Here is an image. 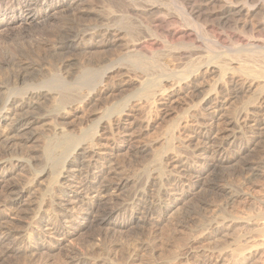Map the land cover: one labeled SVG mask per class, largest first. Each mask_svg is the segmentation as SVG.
I'll return each instance as SVG.
<instances>
[{
	"label": "rangeland",
	"instance_id": "rangeland-1",
	"mask_svg": "<svg viewBox=\"0 0 264 264\" xmlns=\"http://www.w3.org/2000/svg\"><path fill=\"white\" fill-rule=\"evenodd\" d=\"M87 1L88 0L79 2L78 6L79 5L80 6L78 10L81 9L82 7H86L83 9L85 11H88V13L90 12L88 15L79 14L80 15L79 16V15H72L71 13L58 14L56 17L49 20L47 24L42 23L40 25L30 27L28 29L25 28L26 30L25 29L23 30L24 33L22 31L13 32V31H4V30L0 32V86L3 87L0 91L2 92L0 93L1 95L0 100H3L1 102H4V99L7 100L9 99L8 97H10V99H12L14 103H16V101H18L17 99L20 100L18 95H20L21 97L23 94V97H24L26 93L28 92V90L29 91L31 90H43L44 91L45 90V91H50V92H53L52 90L54 91L63 90L64 91V89H61L59 86L60 83L58 82V77H59L58 72H60V74H63L64 77L65 75L67 76V79L65 77L66 81L68 80L67 82H69V79H70L69 83L71 84H69L70 86L68 85L66 87V89L68 90V91L65 90L66 93L69 92L70 94H76V92L78 91L77 92L78 94L76 95L80 97V98L75 97L73 99L74 102L73 101L71 102L72 107L75 109L74 110L75 113L71 115L68 119L58 118V120L55 116H53V118L48 117V115L50 117H52L53 115V114L51 115V109H52L51 106L53 105L52 104L53 102L48 100L49 98L45 100L43 99L33 100V101L39 100V103L37 102L34 103L33 101H30V102H33V104L26 107L28 109L24 108V110L27 111L25 112V114H27L28 117H32L29 125L27 126V129L25 130L28 133V136L24 135V134H27V133H24V131L22 133L20 132L18 133L19 135L23 134V137L21 139L20 138L14 139L16 136L9 138L11 134H10L9 128H6L8 127L7 125L9 124L8 120L0 124V156L3 158L6 157L7 159H11V160L12 158H16V157L23 158L24 160L28 161V165L25 168L24 166L21 165L19 167L16 166V168L14 169L13 177L15 178L16 176V180L18 181H20L21 178H23L24 181H29L35 177V174L38 173L37 169H40V166H39L40 160L38 158V155H40V151H39L40 144H41L40 141H42L41 135L44 136V134L46 133L45 137L46 136L48 137L49 135L54 134L53 127L55 128L57 127V125L58 126L64 125L65 127L68 126V128H71L70 130H72L73 133L75 134H79L81 131L82 132L88 131V133L94 132L91 130H87V128H91L92 124L95 121H97L100 116V114L98 115V117L92 116L91 113L93 112V110L96 109L97 112H100L101 114L103 113L107 114L108 110H110L107 108L111 107V105H113L114 102H117L121 98V95L124 96L127 93H129V91L130 92L134 91L133 89H130L131 87L128 84V77L130 79L134 77L136 78V76H138L139 70L133 65L131 66L128 65L127 66L128 69H131V71L129 70L130 72L129 71L127 72L125 70H120L118 71L119 73L116 72L113 74V76H111L110 79L105 80L106 83L108 82L106 85L107 87H110V85H112V88H114V91L112 92L110 96L107 97L106 95H104V98L101 97V101L100 99L98 100V102L96 100H93L91 102H95V104L93 103H90L91 105L88 104L86 102V98L90 92L94 91L91 88L95 84V82L96 83L99 82L98 74L102 72L99 69L103 68L104 66L109 65L108 62H110L109 60L111 59H115L113 62H118L119 61L118 59L122 60L119 62L125 63L126 61L125 60L123 61L124 59V57H122L123 51H121L120 47H118L117 45L113 46L112 48L106 51H102V52L99 50L98 51L90 50L89 52L88 51L85 52L82 50L76 51V50L67 49V48L62 47L61 45L63 44L64 41H66L65 39L71 38L73 33L81 35L82 33H85V32L87 33L88 31H92L89 29L92 27L94 23L98 25V28L102 27L101 25L106 26V25L111 24L112 27H115L118 29L120 28L122 32L124 31L123 35L124 36L126 35L125 40L127 41H133L134 39L137 40L138 38L139 41L144 43V45H147L148 41H150V39H153V36H154V39H158L157 41L160 43L159 48H157V50H159V52L162 51V53H165V54L166 52H169L171 48L167 46L169 45L167 42L161 41V39L165 40L164 38L166 39L170 38L173 41H176L178 40L176 38L180 39V37L183 35V32H185L186 34L190 33L196 36L198 40V44H200L201 42L204 43L210 40L211 39V37H209L211 36L210 34L215 32V33H220L223 37H226L224 38L226 39L225 40L226 42L224 44L227 43L229 45V43L232 40L231 39L227 40V39L231 38L232 36L233 37L238 36L237 39H239V42L242 40L240 43L242 42L244 43V41L246 40L244 44L250 43L251 45V43L252 44L261 43V46L264 47V44H263L264 33L259 32L260 30L257 24L258 22H261L264 20V15H262L264 14V12H262L261 15L260 14L250 15L248 16V19L245 18L244 16L236 17L234 18V20L237 21V23H235L233 20L231 21V19L229 21L228 18H226L222 14L223 6H221L222 4L220 3H216V2L211 3V2H208L207 0H187L190 5L192 4L191 6L194 5V8L196 10L199 9L198 12L201 16L200 17L201 20L197 22L198 24L196 23L194 26H191V29L193 30L188 29V28L182 30L183 28H186L184 25L187 22L186 19H184L186 17L185 13L182 7L180 6V3L182 2V0H156L157 2H163L167 4V5L161 4L160 9L162 10V13L164 14L170 13L171 18L174 19L171 21L177 22V23L175 22L176 25L174 23L175 27L172 25L171 27H169V29L176 28L177 31L174 32L173 37L166 35L165 33H162V32L160 36H163V37L159 36L160 32L157 34L158 36L155 37L156 36L155 33L152 34V32L154 31L153 30L154 24L151 23V18L149 16L147 17V14L145 15V13H142L141 11L149 4L148 1L146 0H134V1L126 0V2L124 0H114V1L113 0H89L88 2ZM112 1L115 3L114 5ZM115 1L116 2L118 1V4ZM152 1H155V0H152ZM256 1L262 2V0H256ZM110 6H113V7L110 8ZM82 11H83L82 9L79 10L80 13H82ZM96 16H99V18H97ZM244 20H247L246 22H248V25H249V26L247 25L246 29L245 28L243 29L241 25L243 24ZM89 21L92 22L93 24L90 23ZM73 25L74 27L76 26L75 29L73 28L72 30L69 31V29ZM13 27L15 29L18 27V25L16 24ZM149 28H152V29H149ZM205 29H206V33L204 31ZM68 32L71 34H69ZM67 35L70 37H67ZM227 35H230L231 37ZM89 38L90 37H87L88 40L91 39ZM247 40L249 41V43ZM160 49L162 50L160 51ZM181 49L183 48L181 47L179 50ZM99 53L100 54L102 53V54L100 55ZM164 58H166L167 60ZM164 58L163 59L160 58L157 60H160L159 61L160 63L162 62L166 64H169V63L171 64L172 60L169 56L164 57ZM261 63H262L261 65H264L263 64L264 60L261 61ZM98 67L100 68L98 69ZM94 70H96L97 72H95ZM132 70H134L135 72ZM152 70L153 69L148 70V71H152ZM98 71H101V72L99 73ZM92 72L97 73V74L92 75ZM154 72H156L155 68L152 72H148V73L154 74ZM87 73L90 74L89 75L90 77L86 76ZM95 76L98 78H96ZM139 76H140V73H139ZM152 76L153 75H151V77ZM91 78H94V80L91 81ZM63 91H61V93H64ZM69 93L66 95H69ZM63 95H65V93ZM61 103L62 102H60V104ZM61 105H64V104L62 103ZM68 105H70V103ZM8 107L10 108L9 117L12 118L15 115L12 112H14L15 110L11 104H9ZM31 108L35 110L33 111ZM49 108H50V111L47 110ZM29 110H30L29 112L30 114L28 113ZM45 110L49 112H45ZM100 110L101 111L103 110V111L101 112ZM87 111H90V112H87ZM32 112L35 114H33ZM42 113L44 114V116H47V117L45 118ZM46 113L48 115H46ZM153 113L150 115H146V118L144 114H140V115H136L137 117L136 116H133V118L125 117V119H122L121 122L124 123L125 128L127 127L126 133L129 132L128 136L122 135L121 128L120 129L117 128V129L111 130L113 132L112 135H111V132H108L110 130L101 131L99 135L100 137H97L95 139L97 150L98 149L100 150L101 148L103 151H105L106 149L112 146L115 147L113 150V155H112L113 158L110 159L108 164H104V165L107 167H112L113 165L117 166V167L116 166L112 167L114 168L116 175L111 180L112 188L110 190L114 192H109V193H110V196L111 194L115 193L114 196L116 195L117 197H120L123 203L124 202L127 203V204L124 203V205L126 206H124V208L121 210L122 212H119L122 215H119L118 217L119 221L123 225L114 227L112 226L111 222L104 223V222H101L100 220L98 221L99 219L98 217H100L98 215H100V213H96L95 216L98 222L92 219L90 220L88 219V221L82 220V223H83L82 225H77V222L70 224V225L66 224L67 226L65 225V228L61 229L60 232L63 231L65 234H67L68 240L66 238L60 245L57 244L56 246V243H57L56 239L53 240L50 237L58 238V235H54V234L52 235L51 233L52 230H46V229L50 227H54L55 225L56 226L62 225V223L65 222L66 214L63 213V210H62V208H64L63 207L64 203L62 199H60V197L63 198L62 195H63V189L65 185L60 186V187L56 186V189H55V187L52 188L50 185L47 186L49 184L48 180H50L48 178L44 179L46 182L44 180H42L41 182L38 180L37 181L35 180L34 181L35 185L34 183L33 185H31L30 191H32L33 189L34 192L36 191L35 193H37V195L34 192L29 191L31 196H28L29 193L26 194L24 197L26 201L23 199L24 201H22L20 205H12L8 203L10 202V196H11V192L9 190H6L5 192L0 191V204H1V201L3 204V205H0V217H2V220L0 222H3L5 226H8L7 223L9 224L14 223V224H10L8 227L11 229L15 228L17 230H22L21 232L22 235H20L19 237L17 236L9 237V238H12L13 240L11 239L9 240V238L0 240V243H1L0 244V264H172V263L174 264V263H177V261L180 263L183 262L182 264H186V263L189 264L190 262L191 264H198V263L199 264L200 263L201 264H216V263L217 264H230V263L239 264L242 261L243 262L240 264H264V244H261L264 241V235H263L264 231L260 230L261 229L260 226L264 227V218L258 214V213L262 214L264 210V173L262 174L263 177L260 176V177L253 179L250 177V174H249L250 172L246 170L247 164L254 165V164H257L258 162H264V137L258 138V134L255 135L254 137H249V139H247L248 140L247 144H249L247 151L240 154V156L231 160L229 163L221 166V168L220 167L217 168L214 171L215 173L213 172H209L210 174L207 173L206 178L208 179L216 176L217 182L219 184L221 183L220 184L221 188H218V189L204 188V190L201 189L202 191L200 189L194 190L191 192V194L186 195L176 204V207H175L176 211L174 210V212L173 211L167 212L166 204L174 200V198L175 199L178 198L180 196L178 194L179 193L181 194L184 191V189L188 187L185 185L186 183H182L178 181L174 177L173 174H170V172L173 173V168L171 169V167H173L176 162L172 161V159L170 160L169 157L164 154L165 151L161 152L162 147H160V146H164L165 148V145H162V144L165 143L166 137L169 136L170 131L167 129L168 125H170L173 122L176 123L180 119L178 115L175 113H171V114L165 113V115H163L162 111H158V110H156L155 112L153 111ZM35 115H36V118H35ZM38 115L41 117H39ZM37 116L39 118L38 121H36L38 119ZM144 118H145V121L142 122ZM130 120L131 122H129ZM140 120L142 123H139ZM49 121L52 124L50 123L47 124L48 125L47 127H49L47 128L46 123H48ZM146 121L148 122V125ZM43 122L45 123L44 125H43ZM55 122L58 124H56ZM59 122L61 123L59 124ZM132 124H135V125H132ZM32 127H35V128L32 129ZM81 127L84 129H82ZM28 129L29 130L32 129L31 130L32 132H30ZM35 129H37V131L34 132L33 130ZM44 131L45 133H42ZM33 134L36 135L37 137L31 136ZM129 135H131V137H129ZM3 136L4 137L8 136V137L5 139ZM24 136H26V138ZM38 136L40 137L38 138ZM19 137H21V135ZM27 137L30 139L28 140ZM174 137L175 138L171 140V142L173 141V144L171 145H173L172 147H174V151H176V153L178 154L181 153L180 158L189 157L190 161H193L195 160V157L199 158V155L200 156L204 155L209 158L212 157L211 149L214 148L213 145L203 143V140L197 136L196 129L188 130V131L184 130V131H181V133L176 132ZM8 139L10 140L14 139V140L10 141ZM110 142L113 143L114 145H109ZM30 143L34 146H32ZM36 144H38L37 145L38 147H36V149L34 150ZM120 144L121 146H119ZM103 145L105 146V148L102 147ZM144 145L146 146V148H144L145 147ZM184 146L188 149L185 150ZM199 146L201 148H198ZM159 149L161 150L158 152L157 150ZM226 149H228V147H226ZM154 151L156 153H154ZM200 152L202 155L200 154ZM159 153L164 154L166 158L164 157V155L160 156L161 157L160 165L162 164L161 170L164 169L165 171L164 172L162 171V176L164 178H161L158 180L156 179V168H154L153 170L152 165H155L154 158L156 157L157 154L160 155ZM192 155L194 157H192ZM94 158L96 159L94 155L93 156L88 155V156L83 157L81 160L77 161L79 163H77L75 166L71 168L72 172L70 173V175L71 174L73 175L72 176V179L74 178L73 181H76V182L83 181L84 182L86 180L85 177L88 176L89 169L93 166L92 161L95 160ZM35 163H37L39 167ZM76 170H78V172ZM33 172H34V175H33ZM166 172L169 176L166 175ZM154 175L155 177H153ZM32 176L33 178H31ZM119 177L120 178L129 177L130 180L132 181V182L130 181L132 184L129 183L126 186L120 187L121 189L117 188L116 190H114L113 188L115 187V185L113 184H115V181L116 183H118L117 179ZM154 178L157 182L153 181ZM226 185H227V188H226ZM230 189L232 191H230ZM6 192L8 193L6 194ZM232 197H234L233 201H232ZM167 199L169 200L171 199V200L167 201ZM4 200H6V202ZM131 200H133L132 204H131ZM1 207L5 210H3ZM148 207H149V210H151L149 214L147 213L148 220H146V222L142 224V226H139L140 228L136 226L135 224H130V225L125 224L127 221V219L125 218L129 217V215L132 213L131 212L132 210L137 208V209H140L138 210L140 213L145 214V212H147L146 209H148ZM80 208H79V205L77 204L74 205L73 210L71 209L69 211V214H71L73 217H76L77 215H79L81 211ZM82 210H83V206H82ZM34 213L35 215H37V218L35 217ZM255 214H258V215H255ZM8 215L9 216L13 215V216L9 217ZM251 215H253V218ZM250 216L252 219L249 218L250 223H248L247 225L241 223V226L239 224L233 227L232 225H229L227 223L225 225H229L228 226L229 228L225 226L224 227L225 229L222 231L223 233L220 232L219 234L215 231L216 229H214L211 225H209V224H212V222H214V219L216 218H217L216 220H219V219L222 220V217L223 218L225 217L224 220L225 219L229 220L230 218L233 219V217H239V220H240L241 219L240 217H242L243 219L241 220H244V218L248 219L246 217H250ZM254 216H256V218ZM245 221H248V220H245ZM251 221H254V222H251ZM40 223L47 224V225H42V229H40L39 227L38 229L34 228V226H39ZM60 227L61 226H58V228ZM62 233H59L60 234L59 237H62ZM191 238L192 239L197 238L194 243H191L192 245L189 244L190 241L192 240ZM253 243H257V244H253ZM259 243L261 244V246L259 245ZM40 244H43V245H40ZM185 245L186 246L189 245V247L192 246L193 248L191 247L192 251L190 250L192 253L184 256L185 257V260H184V257L182 256L184 254H181V252H183L184 248H186ZM255 245H257L256 247L259 246L258 247L259 249H255L256 247L255 248L253 247ZM182 246H183V250H180ZM248 246H252L253 248L251 247L249 248ZM234 248H235L234 251H237L235 252V255L233 254L234 251L232 250ZM250 250H251V253H250ZM252 251L254 253H252ZM220 253H221V256H220ZM241 253L242 254L244 253L245 256L247 255L246 256L247 259L245 258L243 260V258L239 256ZM230 254L232 256L234 255L233 257L238 256V258H235V260H233L234 258L233 257L231 258ZM251 254H254L252 255L253 257L251 256ZM199 255H201L202 257ZM226 255H229V256H226ZM187 256L189 258H187ZM217 256L219 259L217 258ZM180 257H183V258L180 259ZM204 257L206 258L204 259ZM228 258H231V260L235 262L233 263V261H231L230 259L228 260ZM221 259L222 260L225 259L226 262L225 260H223L224 262L223 263ZM215 260H218V261H215ZM195 261L196 263H194Z\"/></svg>",
	"mask_w": 264,
	"mask_h": 264
},
{
	"label": "bare ground",
	"instance_id": "bare-ground-1",
	"mask_svg": "<svg viewBox=\"0 0 264 264\" xmlns=\"http://www.w3.org/2000/svg\"><path fill=\"white\" fill-rule=\"evenodd\" d=\"M81 1L83 2L84 0H0V32L2 30L13 31V32L14 31H22L23 32V30L25 28L28 29L30 27H34V26L40 25L42 23L47 24V22L49 20L56 17L58 14L71 13L72 15H79V14L88 15L90 12L88 13V11H85L83 9L86 7H82V8L80 7L83 11H82V13L79 12V10H81V9L78 10V8L80 6V5L78 6V4ZM124 1L126 2V0H124ZM146 1H148L149 4L141 11H142V13H145V15L147 14V17L149 16L151 18V23L154 24V27H153L154 31L152 30L153 31L152 34L155 33V35H156L155 37H157L158 36L157 34L160 32L159 36H160V34L165 33L166 35L173 37V34H174V32L177 31V29L176 28L175 29H169V27H171V25L174 26V23L176 21H174V22L171 21L174 19L171 18L170 13L164 14V13H162V10L160 9L161 4H164V5H167V4L163 3V2H157L156 0L155 1L146 0ZM207 1L211 2V3L216 2V3L222 4L221 5V6H223L222 7L223 8L222 14L226 18H228L229 21L231 19V21L233 20L235 23H237V21L234 20V18H236V17H241V16L243 17L244 16L245 18L248 19V16H250V15H253V14H258V15L260 14L261 15V13L264 12L263 0H262V2H259L256 0H207ZM116 3L118 4V1ZM114 4L115 3L113 2V5ZM124 4H126V3H124ZM191 5L188 3L187 0H182V2L180 3V6L182 7V9L185 13V16H186L184 19H186V21H187L186 24L184 25L186 28H183L182 30L187 29V28L191 29V26H194L199 20H201L200 19L201 16L198 12L199 9L196 10L194 8V5L193 6H191ZM125 6H127V5H125ZM111 7H113V6H110V8ZM110 8H108V9H110ZM112 10H111V12H112ZM125 10H126V8H125ZM130 11H131V9H130ZM111 12H109V13H111ZM111 14H113V13H111ZM262 15H264V14H262ZM96 17L99 18V16H96ZM239 19H241V18H239ZM246 21L247 20H244L243 24H241L243 29L244 28L246 29V27L248 25V22H246ZM90 23H92V22H90ZM176 23H175V25H176ZM16 24L18 25V27L14 29L13 26ZM257 24H258V27L260 30V31L259 30L258 31L264 33V20L261 22H258ZM101 26L102 27L98 28V25H96L94 23L92 25V27L89 29L92 31H88L87 33L86 32L82 33L81 35L73 33L71 38L65 39L67 37H70L67 35V37L64 38L66 41H64L63 44L61 45L62 47L67 48V49H72V50H76V51L82 50L85 52L86 51L89 52L90 50H97V51L99 50L102 52V51H106V50L112 48L113 46L117 45L118 47H120V50L123 51V54L121 53L122 57H124L123 61L125 60L127 63L126 62L125 63L119 62V61H122L120 59H118L119 63L113 62L115 59H111L112 61L109 60L110 62H108L109 65L104 66V67L102 66L103 68H101V69H99L100 67H98V69L102 71V72L98 71L99 73L101 72L100 74H98L99 82L98 83L95 82V84L97 86L95 84H94L95 86L94 85L92 86L91 89H93L94 91L89 93V95L86 98V102L88 104H90V103L95 104V102H91V101L96 100L98 102L99 99L101 101V97L104 98V95H106L107 97L110 96L112 94V92L114 91V88H112V85H110V87H107L106 85L108 82L106 83L105 80L110 79L114 73H116L120 70H125L127 72L129 70L131 71V69H128V67H127L128 65L129 66L133 65L136 68H138V70H139L138 76L140 73L139 77L136 76V78L134 77L131 79L128 77V84L131 87L130 89H133L134 91H131V92L129 91V93L126 92L127 94L124 96L121 95V98L117 102H114V104L111 105V107L107 108V109H110V110H108L107 114L106 113L101 114L100 112H97L96 109L95 110H93L94 108L92 109L93 110V112L91 113L92 116L98 117V115L100 114L98 120L95 121L93 124L91 123L92 124L91 128H87V130H91L94 132L88 133V131H85V132L81 131L79 134H75V133H73L72 130H70L71 128H68L67 125H66L67 127H65L64 125L63 126L57 125V127H55V128L53 127L54 134L49 135L47 133L49 135L48 137L47 136L45 137V134H46L45 131L42 132L45 134H44V136L41 135L42 139L40 138L42 140V141H40V143H41L40 144V150H39L40 155H38V158L40 160L39 161L40 169H37L38 173L36 172L37 174H35L34 178H33V176L31 177L33 179H31L29 177L31 179L29 181H24L23 178H21L22 181H21V179H20V181H18V180H16V176H15V178L13 177V172H14V169L16 168V166L19 167L22 165L25 168L28 165L27 160H24L23 158H17V157L12 158V160H11V159H7L6 157L3 158L0 156V191L5 192L6 190H9L11 192L10 202H8V201L7 202L12 204V205H20L22 203V201L25 200L24 197L26 194L29 193V191L31 189L30 187H31V185H33L35 180L36 181L38 180L41 182L42 180L48 178L50 180H48L49 184L47 186L50 185L52 188L55 187V189H56V186L60 187V186L65 185V187L63 189V195H62L63 198L60 197V199H62V201L64 203L63 204L64 208H62V210H63V213L66 214L65 215V217H66L65 222L62 223V225H57V226L55 225L54 227H50L47 229L45 228L46 230H52V232H51L52 235L53 234L58 235V238L50 237L53 240L56 239V242H57L56 246H57V244L60 245L68 236L63 231H62L63 233L60 232L61 229L65 228L66 224L70 225V224L77 222V225H82L83 224L82 220L88 221V219L89 220L92 219V220L97 221V218L95 216L96 213H100V215H98V216H100V217H98L99 218L98 221L100 220L101 222H104V223L105 222H111L112 226H114V227L119 226V225H123L119 221L118 217H119V215H122L119 212H122L121 210L124 208V206H126V205H124L125 202L123 203L121 201L122 199H120V197H117L116 195L114 196L115 193L111 194V196L109 193V192H114V191H111L110 189L112 188L111 180L116 175L115 170L112 167L116 166V165H113L112 167H107L104 165V164H108L110 159L113 158L112 155H113V150L115 147L112 146V147L106 149L105 151H103L98 146L100 148V150L99 149L97 150L95 139L97 137H100L99 135H100L101 131L110 130L108 132H111V135H112L113 132L111 130H114L117 128H119V129L121 128L122 135L128 136L129 132L126 133L127 127L125 128L124 123L121 122V120L125 119V117L126 118L127 117L133 118V116L144 114L145 118H146V115H150L153 113V111L155 112L156 110H158V111H162L163 115H165V113H168V114L175 113L178 115V117L180 119V120L178 119L179 120L178 122H176V123L173 122L170 125H168L167 129L170 131L169 136L166 137L165 143L162 144V145H165V148H164V146H160V147H162V150L161 149L157 150L158 152L160 150H161V152L165 151L164 154L166 156H168L170 160L172 159V161L176 162L174 164V166L171 167V169L173 168V173L170 172L171 170L169 172H170V174H173L174 177L178 181H180L182 183H186L185 185L188 186L186 189H184V191L181 194L180 193L178 194V195H180L179 197L177 196L178 198H176V199L174 198V200H172V201H170L172 198L170 200L167 199V201L168 200L170 201L168 204H166V211L167 212H171V211L174 212L176 204L182 198H184L186 195L191 194V192L194 190H197V189H200V190L203 189L204 190V188H207V189L208 188H216V189L221 188L220 187L221 183L219 184L217 182L216 176L208 179V178H206L207 173H209V172L215 173L214 171L217 168H219V167L221 168V166L229 163L231 160L235 159L236 157L240 156V154L247 151V148L249 146V144H247L248 143L247 139H249V137H254L257 134H258V138L264 137V65H261L262 64L261 61L264 60V47L261 46V43L260 44H252L251 43V45H250L249 41L247 40L249 44H244L246 40L244 41V43L243 42L240 43L242 40L240 39L241 41L239 42V39H237L238 36L237 37H233V36L231 37L230 35H227V36L231 37L227 40H230V39L232 40L231 42L229 41L230 42L229 45L226 43L229 46L228 47L226 44H224L226 42L225 41L226 39H224V38H226V37H223L220 33H215V32L212 33L209 30L212 33V34H210L211 36H209V37H211V39L208 40L207 42H204V43L201 42L200 44H198V40H197L196 36H194L190 33L186 34L185 32L182 31L184 36L182 35L183 37L181 36L180 39L176 38V39H178L176 41H173L170 38H168V39L164 38L165 40L161 39V41L167 42L169 44L167 46H169L171 48V50H169V52H166V54H165V53H162V51H161L162 49H160L161 52H159V50H157V48H159L160 43L157 41L158 39H154L153 35H152L153 39H150V41H148V44L144 45V43L139 41L138 38H137V40L134 39L133 41L125 40L126 35L125 36L123 35L124 31L122 32L120 28L118 29V28L112 27L111 24L106 25V26H103V25H101ZM75 27H74V25L71 26L69 31L72 30L73 28L75 29ZM203 28H205V27H203ZM252 28H253V26H252ZM149 29H152V28H149ZM172 30H174V31H172ZM191 30H193V29H191ZM204 31L206 33V29ZM194 33H195V31H194ZM69 34H71V33H69ZM125 34H126V32H125ZM129 35H131V34H129ZM87 37H90L91 39L89 38L90 40H88ZM160 37H163V36H160ZM242 38H244V37H242ZM263 44H264V42H263ZM51 46H52V44H51ZM180 46L183 49L179 50L181 48ZM172 49H174V50H172ZM164 51H166V50H164ZM160 53H162V54H160ZM121 54H119V55H121ZM167 56H169L171 58V60H172L171 64L170 63L166 64V63H162V62L160 63L159 62L160 60H157L160 58L163 59L164 57H167ZM164 59H166V58H164ZM154 68H155L156 72H154V74H149L148 72H152L154 70ZM98 69H96V70H98ZM151 69H153V70L148 71ZM96 70H94V71L97 72ZM132 71H134V70H132ZM131 73H133V72H131ZM96 74L97 73L92 72V75H96ZM89 75L90 74L87 73L86 76H89ZM151 75H153V76L151 77ZM58 76H59L58 82L60 83L59 86L61 89H64V91L63 90H61V91H63L65 93V95H63L64 93H61V91H54V90H52L53 92L45 91V90H44L45 92L43 90H31V91L28 90V92L26 91L27 93L24 97H23V94L21 97H20V95H18L20 100L17 99L18 101H16V103H14V101L12 99H10V97H8L9 99H7V100L4 99V102H1L3 100H0V124L2 122H6L8 120L9 124L7 125L8 127H6V128H9V131L11 134V136H9V138L16 136L14 139H16V138L21 139L23 137V134H20L21 137H19L20 135L18 133H20V132L22 133L23 131H24V133H27L25 130L27 129V126L29 125L32 117H28L27 114H25V112H27V111L24 110V108L28 109L26 107L33 104V102L39 103V100L33 101L35 99L36 100L37 99L45 100V99L49 98L48 100L53 102L52 103L53 105L51 106L52 107L51 115L53 114L52 117H50L46 113V115H48L49 118H53V116H55L57 118V120H58V118L68 119L71 115H73L75 113V111H74L75 109L72 107L71 102L73 101V99L75 97L80 98L79 96L76 95V94H78L77 93L78 91L76 92V94H70L69 92L66 93V91H65V90H67L66 87L69 84H71V83H69L70 79H69V82H67L68 81V80L66 81L67 76L65 75V77H66V79H65L63 74H60V72H58ZM119 77H121V76H119ZM96 78H98V77H96ZM93 80H94V78H91V81H93ZM104 81L106 84L104 83ZM81 85H82V83H81ZM2 88L3 87L0 86V91ZM91 89H89V90H91ZM122 90H124V89H122ZM124 91H126V90H124ZM0 93H2V92H0ZM68 93H69V95H66ZM5 96H7V95H5ZM118 97H116V98H118ZM11 98H12V96H11ZM107 99H109V98H107ZM30 101H33V102H30ZM40 102H42V101H40ZM60 102H62L64 105H61L62 103L60 104ZM69 103H70V105H68ZM9 104H11L15 110L14 112H12L13 114H15L14 117H12V118L9 117L10 116L9 115L10 114L9 113L10 108L8 107ZM33 108H31V109L33 110ZM47 110L50 111V108ZM47 110H45V112H49ZM29 112H30V110L28 111V113ZM87 112H90V111H87ZM33 114H35V113H33ZM38 114H40V113H38ZM155 115H157V114H155ZM158 115H160V114H158ZM38 116H37V118H38ZM43 116H44V114H43ZM87 116H89V115H87ZM39 117H41V116H39ZM44 117L46 118L47 116H44ZM78 117H80V116H78ZM35 118H36V115H35ZM145 118L142 120V122L145 121ZM38 120H39V118L36 121H38ZM135 120H137V119H135ZM42 121H43V119H42ZM50 121H51V119H50ZM50 121L48 123H46V127L48 126L47 124H49ZM54 121H55V119H54ZM129 122H131V120ZM142 122L140 120L139 123H142ZM60 123L61 122H59V124ZM44 124L45 123L43 122V125ZM50 124H52V123H50ZM56 124H58V123H56ZM64 124H66V123H64ZM132 125H135V124H132ZM144 125H146V124H144ZM147 125H148V122H147ZM34 126H36V125H34ZM36 127H38V126H36ZM33 128H35V127H32V129ZM47 128H49V127H47ZM82 129H84V128H82ZM194 129L197 130V136L203 140V143L213 145L214 148L211 149L212 157L209 158V157H206L204 155L200 156L198 154L199 158L195 157V160L190 161L189 157H183V158L181 157L180 158L181 153L178 154V153H176V151H174V147H172L173 145H171V144H173V141L171 142V140H173L175 138L174 137L175 133L176 132L181 133V131H184V130L188 131V130H194ZM31 130H29V131L32 132ZM33 131L35 132V131H37V129H35ZM74 132H76V131H74ZM117 132H119V131H117ZM36 133H38V132H36ZM107 134H109V133H107ZM116 134H118V133H116ZM24 135L28 136V133L24 134ZM166 135H168V134H166ZM31 136L35 137L36 135L33 134ZM31 136H29V137H31ZM7 137L8 136H6L4 138L6 139ZM24 137L26 138V136H24ZM39 137L40 136H38V138ZM129 137H131V135H129ZM25 138H24V140H25ZM122 138H124V137H122ZM14 139H12V140L8 139V140L13 141ZM29 139L30 138H28V140ZM111 139H113V138H111ZM120 139H121V137H120ZM37 140H39V139H37ZM259 140H261V139H259ZM26 141H27V139H26ZM104 141H105V139H104ZM127 141H129V140H127ZM249 141H251V140H249ZM97 144H99V143H97ZM104 144H105V142H104ZM37 145L38 144H36L34 150L36 149V147H38ZM99 145H101V144H99ZM109 145H114V144L110 142ZM19 146H21V145H19ZM32 146H34V145H32ZM119 146H121V144ZM205 146H207V145H205ZM102 147L105 148L104 145ZM226 147H228V149H226ZM5 148H7V147H5ZM136 148H138V147H136ZM144 148H146V146ZM198 148H201V147L199 146ZM125 149H127V148H125ZM186 149H188V148L185 147V150ZM37 150H38V148H37ZM114 152H116V151H114ZM154 153H156V152L154 151ZM164 154H160V155L157 154L158 156L156 155V157L154 158L155 165H152L153 170H154V168H156V179H158V180L161 178H164L162 176V171L164 172L165 170L164 169L161 170L162 164L160 165V158H161L160 156L164 155ZM200 154H201V152H200ZM88 155L89 156L94 155L96 157V159L95 158H94L95 160L91 159V160H93L92 161L93 166L89 169L88 176L85 177L86 180L84 182L83 181H81V182L73 181V179H74V178L72 179L73 175L72 174L70 175V173L72 172L71 168L73 166H75L77 163H79V162H77L78 160H81L83 157L88 156ZM165 155H164V157L166 158ZM35 156H37V155H35ZM117 156H118V154H117ZM192 157H194V156L192 155ZM31 158H33V157H31ZM86 158H88V157H86ZM35 164L38 166L37 163H35ZM166 165H167V163H166ZM30 166H32V165H30ZM246 166H247L246 170H248L250 172L249 173L250 177L253 179L262 176V174L264 173V162H258L257 164H254V165L253 164L252 165L247 164ZM116 169H118V168H116ZM78 170H76V171L78 172ZM153 170H152V172H153ZM19 171H21V170H19ZM219 171H221V170H219ZM15 175H16V173H15ZM33 175H34V172H33ZM166 175H168L167 172H166ZM166 175H164V176H166ZM214 175H216V174H214ZM153 177H155V175ZM131 179H133V178H131ZM113 181H115V180H113ZM117 181H118V183H116V181H115V184H113V185H115V187L113 188L114 190H116L117 188L126 186L127 184L132 182L129 177H121V178L119 177L117 179ZM153 181H156L155 178L153 179ZM34 185H35V183H34ZM45 187H46V185H45ZM226 188H227V185H226ZM228 188H229V186H228ZM36 189H37V187H36ZM230 191H232V190L230 189ZM30 192H34L33 189ZM116 192H118V191H116ZM7 193L8 192H6V194ZM35 194L37 195V193H35ZM28 196H31V194L29 193ZM231 196H230V198H231ZM233 196H235V195H233ZM233 198L234 197H232V201L234 200ZM60 199H58V200H60ZM6 200H4V201L6 202ZM127 200H126V202H127ZM133 200H131V204H132ZM62 201H61V203H62ZM238 201H240V200H238ZM238 201H236V202H238ZM36 203H38V202H36ZM59 203H60V201H59ZM76 204L79 205V208L81 207L80 208L81 211L79 210L80 211L79 215H77L76 217H73L71 214H69V211L71 209L73 210L74 205H76ZM125 204H127V203H125ZM136 204H138V203H136ZM0 205H3L2 201H1ZM82 206H83V210H82ZM128 206H130V205H128ZM151 206H153V205H151ZM10 207H11V205H10ZM3 210H5V209H3ZM138 210H140V209L135 208L134 210L131 211L132 213L129 211L131 214L129 215L128 218H125V219H127L125 224H129V225L135 224L136 226L139 227V226H142V224H144L146 222V220H148L147 219L148 214L151 211V210H149V207H148V209H146L147 212H145V214L140 213ZM263 212H264V210H263ZM263 212H262V214H260V213H258V214L264 218ZM6 214H8V213H6ZM67 214H69V215H67ZM173 214H175V213H173ZM258 214H255V215H258ZM34 215H35V213H34ZM12 216H9V217H12ZM251 216L253 218V215H251ZM251 216L246 217L248 219L244 218V220H241V219H243L242 217H240L241 218L240 220H239V217H233V219L230 218L229 220H226V219L224 220L225 217L224 218L222 217V220H220L219 218H221V217H219L218 218L219 220H216L217 219L216 218V219H214V222H212V224H209V225H211L214 229H216L215 231L219 234L220 232L223 233L222 231L225 229L224 228L225 226H227V228H229L228 227L229 225H232L233 227H235L236 225L240 224V226H241V223L247 225L248 223H250L249 218H251ZM35 217L37 218V215H35ZM254 217L256 218V216H254ZM236 218H238V219H236ZM120 219H122V218H120ZM257 219H259V218H257ZM1 220H2V217H0V221ZM149 220H150V218H149ZM245 220H248V221H245ZM254 221H251V222H254ZM7 222H9V221H7ZM227 223L229 225H225ZM7 224L9 226L10 224H14V223H10V224L7 223ZM40 224H39V226H34V228L38 229V227H39L40 229H42V225H47V224H41V225ZM243 224H242V226H243ZM252 224H254V223H252ZM252 224H250V225H252ZM0 225H1L0 226V240L8 239L9 237H16V236L19 237L20 235H22L21 234L22 230H17L15 228L11 229L8 226H5L3 224V222H0ZM58 226H61V227L58 228ZM260 227H261L260 230L264 231V227L263 226H260ZM262 227H263V229H262ZM47 233H49V232H47ZM59 233H62V237H59L60 236ZM263 235H264V232H263ZM197 238H193V239L191 238L192 240L190 241L189 244L194 243ZM10 239L13 240L12 238H9V240ZM15 240H16V238H15ZM67 240H68V238H67ZM253 244H257V243H253ZM261 244H264V241ZM261 244L259 243L260 246H261ZM40 245H43V244H40ZM52 246H54V245H52ZM256 246L257 245H255L253 247L255 248ZM35 247H37V246H35ZM191 247H189V245H188V246H186V248H184V250H183V246L181 247L180 250H183V252H181V251L180 252H181V254H184V255H182L183 257L192 253L191 251H192L193 247L192 248ZM248 247L253 248L252 246H248ZM258 247H256L255 249H259ZM8 250H9V248H8ZM232 250L234 251L235 248ZM232 250H230V251H232ZM235 252H237V251H234V253H233L234 255H235ZM196 253H198V252H196ZM250 253H251V250H250ZM252 253H254V252L252 251ZM231 254H232V252H231ZM252 255H254V254H251V256ZM179 256H180V254H179ZM199 256H201V255H199ZM220 256H221V253H220ZM226 256H229V255H226ZM233 256L231 255L230 257L232 258ZM239 256L241 258H243V260L245 258L247 259V257H246L247 255L245 256L244 253L243 254L241 253ZM177 257H175V258H177ZM183 257H180V259ZM187 258H189V257L187 256ZM205 258L206 257H204V259ZM217 258H218V256H217ZM223 258H225V257H223ZM231 258H228V260L229 259L231 260ZM233 258H234L233 260H235V258H238V256L233 257ZM184 260H185V257H184ZM223 260H225V259H223ZM223 260H222V262H223ZM233 260H231V261H233ZM215 261H218V260H215ZM225 262H226V260H225ZM234 262L235 261H233V263ZM242 262H240V263H242ZM182 263L177 261V263H174V264H182ZM194 263H196V261ZM189 264H191V262ZM230 264H232V263H230Z\"/></svg>",
	"mask_w": 264,
	"mask_h": 264
}]
</instances>
